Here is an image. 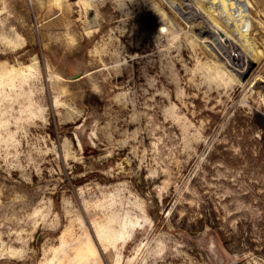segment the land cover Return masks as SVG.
<instances>
[{"label": "rangeland", "instance_id": "374dc122", "mask_svg": "<svg viewBox=\"0 0 264 264\" xmlns=\"http://www.w3.org/2000/svg\"><path fill=\"white\" fill-rule=\"evenodd\" d=\"M0 264H264V0H0Z\"/></svg>", "mask_w": 264, "mask_h": 264}, {"label": "bare ground", "instance_id": "6f19581e", "mask_svg": "<svg viewBox=\"0 0 264 264\" xmlns=\"http://www.w3.org/2000/svg\"><path fill=\"white\" fill-rule=\"evenodd\" d=\"M220 1H222V3H223L224 0H220ZM218 4H219V3H218ZM218 6H219V5H218ZM72 14H73V13H72ZM78 14H79L81 17L84 16V10L82 9L81 11H78ZM81 17H80V18H81ZM163 17H164V15H163ZM210 24H211V23H210ZM208 30H209V29H208ZM163 31H164V29H162V28L159 30V33H160L159 36H163V34H161V32H163ZM206 31H207V28H206ZM100 53H101V55H103V56L105 55V52H104V51H101ZM216 53H217V52H216ZM219 67H220V65H219Z\"/></svg>", "mask_w": 264, "mask_h": 264}]
</instances>
